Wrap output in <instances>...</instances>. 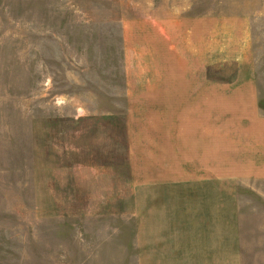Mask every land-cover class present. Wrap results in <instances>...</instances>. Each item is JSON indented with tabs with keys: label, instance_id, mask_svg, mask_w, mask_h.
<instances>
[{
	"label": "rangeland",
	"instance_id": "374dc122",
	"mask_svg": "<svg viewBox=\"0 0 264 264\" xmlns=\"http://www.w3.org/2000/svg\"><path fill=\"white\" fill-rule=\"evenodd\" d=\"M238 19L264 115V0H0V264H138L159 106L128 104L129 82L157 68L159 28L202 55Z\"/></svg>",
	"mask_w": 264,
	"mask_h": 264
},
{
	"label": "crops",
	"instance_id": "0c3cea01",
	"mask_svg": "<svg viewBox=\"0 0 264 264\" xmlns=\"http://www.w3.org/2000/svg\"><path fill=\"white\" fill-rule=\"evenodd\" d=\"M229 23L233 43L219 32L202 55L169 42L176 28H159L157 68L139 71L144 89L129 82L128 104L159 106L144 134L141 227L130 228L138 264H264V115L246 21Z\"/></svg>",
	"mask_w": 264,
	"mask_h": 264
}]
</instances>
